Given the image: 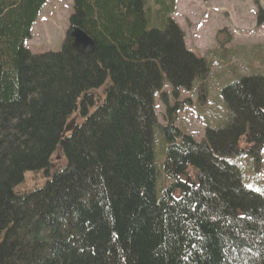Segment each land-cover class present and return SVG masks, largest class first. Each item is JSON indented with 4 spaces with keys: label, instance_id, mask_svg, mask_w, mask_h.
<instances>
[{
    "label": "trees",
    "instance_id": "16d2710c",
    "mask_svg": "<svg viewBox=\"0 0 264 264\" xmlns=\"http://www.w3.org/2000/svg\"><path fill=\"white\" fill-rule=\"evenodd\" d=\"M47 1L0 0V264H264V197L227 161L264 148V76L225 88L228 122L198 142L158 123L164 82L177 94L208 73L170 18L178 0H73L62 50L34 55ZM74 28L93 53L73 49Z\"/></svg>",
    "mask_w": 264,
    "mask_h": 264
},
{
    "label": "rangeland",
    "instance_id": "374dc122",
    "mask_svg": "<svg viewBox=\"0 0 264 264\" xmlns=\"http://www.w3.org/2000/svg\"><path fill=\"white\" fill-rule=\"evenodd\" d=\"M258 1H177V11L170 18L183 32L186 48L206 61L208 73L177 94L167 80L164 82L163 90L155 96L160 126H166L170 116L175 117V126L200 142L208 128L219 129L227 124L230 112L223 95L225 88L246 77L264 76V24L259 22L264 0ZM155 3L149 0L148 4ZM73 12V0H48L25 47L34 55L60 52L70 31ZM157 13L154 12L151 28L159 23ZM160 18L163 20L165 16ZM71 123L81 121L75 116ZM167 145L164 135L156 129L154 154L159 199L172 184L165 172ZM241 149L238 154L227 157V161L240 169L248 189L264 197V148L259 156L250 153L244 143ZM30 180L24 189L35 188L36 178Z\"/></svg>",
    "mask_w": 264,
    "mask_h": 264
},
{
    "label": "water",
    "instance_id": "95a60500",
    "mask_svg": "<svg viewBox=\"0 0 264 264\" xmlns=\"http://www.w3.org/2000/svg\"><path fill=\"white\" fill-rule=\"evenodd\" d=\"M73 39L72 47L75 51L82 55H89L96 49V42L89 37L83 30L74 28L71 32ZM70 131L71 128H68Z\"/></svg>",
    "mask_w": 264,
    "mask_h": 264
}]
</instances>
